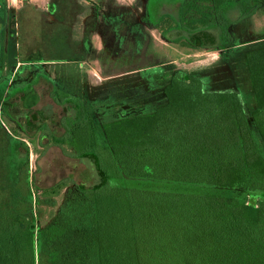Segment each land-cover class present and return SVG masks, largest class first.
Here are the masks:
<instances>
[{
	"label": "trees",
	"instance_id": "trees-1",
	"mask_svg": "<svg viewBox=\"0 0 264 264\" xmlns=\"http://www.w3.org/2000/svg\"><path fill=\"white\" fill-rule=\"evenodd\" d=\"M169 1L190 2L203 16L193 18L198 27L177 22L173 40L191 34L192 44L217 47L215 29L233 44L230 13L246 18L263 0H208L212 12L199 0H158L152 12ZM4 43L3 36L0 52ZM245 57L258 102L251 117L244 93L207 91L201 79L176 70L167 102L105 123L104 144L82 99H57L66 111L63 132L46 122L39 129L64 154L89 158L100 179L58 182L67 186L63 201L43 226L18 211L0 216V264H264V46ZM6 86L0 80V97Z\"/></svg>",
	"mask_w": 264,
	"mask_h": 264
},
{
	"label": "rangeland",
	"instance_id": "rangeland-1",
	"mask_svg": "<svg viewBox=\"0 0 264 264\" xmlns=\"http://www.w3.org/2000/svg\"><path fill=\"white\" fill-rule=\"evenodd\" d=\"M47 1L0 0V20L4 22L0 38L4 36L8 46V50L0 52V80L7 82L3 97H0V216L7 220L11 212L18 211L38 227L51 219L63 201L67 186L58 182L66 179L69 185L72 181L92 185L100 179L89 158L80 159L64 154L61 147L51 142L47 129H39V123L46 122L57 134L63 132L60 119L66 112L50 94L55 83L60 88L73 89L87 101L99 127L101 142L107 144L105 123L152 112L164 102L168 73L173 70L193 73L215 69L220 60V50L197 49L182 38L178 42L167 41L162 35L163 29L174 21L165 17L158 28H144L150 41L142 46L145 58L141 63L129 58L105 60L103 54L95 51L94 59L91 57L93 60L76 64L48 62L40 67L31 65L28 68L21 61L29 42L31 46L39 47L34 57L36 59H60L61 55L72 52L67 47L68 41L55 34L52 30L54 24L46 22L44 18L43 7ZM93 1L99 3L97 8L125 9L138 16L141 9L145 10V0H83V4H80L84 9L83 16L93 12ZM198 6L212 12V2L208 0H199ZM164 9L170 10L171 7ZM230 16L234 22L229 29L234 41L239 44L234 72L241 92L245 91L243 100L251 117L258 102L250 86L251 78L244 54L248 49L264 46V0L251 16L240 19L238 10L232 11ZM183 17L187 25L194 26L190 19L203 16L202 12L192 10L185 12V15L183 12ZM81 21L83 18L75 24L80 27ZM44 28H47L46 39L41 42L39 32ZM79 30V35H82L83 28ZM213 32L212 39L220 41L217 36L219 30ZM95 34L96 49H99L101 42L98 31ZM178 34L179 31L168 32L171 38ZM224 68L232 72L229 65ZM35 75L39 76V81L33 85V90L26 91L25 83ZM156 80L158 82L154 83ZM209 87H216L215 81ZM9 89L14 90L12 96H7ZM4 103H8L9 114L4 110ZM16 168L15 179L13 172ZM248 200L251 201L250 198ZM255 205L250 206L253 215L259 205L258 200Z\"/></svg>",
	"mask_w": 264,
	"mask_h": 264
},
{
	"label": "flooded vegetation",
	"instance_id": "flooded-vegetation-1",
	"mask_svg": "<svg viewBox=\"0 0 264 264\" xmlns=\"http://www.w3.org/2000/svg\"><path fill=\"white\" fill-rule=\"evenodd\" d=\"M89 1V0H85ZM158 0H145L144 2V8L143 11L141 9V14L133 15L131 12L125 9H107V8H97L98 2H92L93 12L88 13L83 16L84 9L82 10L81 5L83 4V0H48L45 6L43 7V14L46 22H51L54 25H52L53 28L58 27V32L55 34H60L62 36V39H65L68 41L67 47L72 50L71 54H63L61 55L60 59H36L34 58L37 56V53L39 52V47H33L31 46V43L29 42V48L27 50H23V60L22 63L26 64L28 68L31 65H37L40 67L42 64L48 63V62H58V63H81L85 62L87 60L92 59L95 57V51H97L98 54H103L105 56V60L113 59L114 61L121 60V59H133L135 61H139L140 63L143 62V59L145 58L144 55V49H142V46L144 45V42L149 43L150 37L147 35L145 31V27H155L158 28L164 18H170L174 23L168 25L165 29H163L162 35L163 37L169 41V42H178V40H173V38L168 36V32H176L180 31V29L177 27V22L181 21L183 19V24L185 26H188L189 28H192L193 26L187 25L186 19L183 17V12L185 15V12L190 11H197L196 9L191 8V3L188 2L187 4H183L181 1L176 2H167L162 3L160 6L158 2L155 4L157 5L158 12L153 13L151 10V6ZM25 5V4H24ZM23 5V6H24ZM159 6V7H158ZM171 7V9H164L165 7ZM106 10V11H105ZM20 12V11H19ZM177 13V14H176ZM179 14V15H178ZM4 15V14H3ZM0 15V19H1ZM82 19V35H79V25L75 24L78 19ZM193 21V18L190 19ZM4 23L2 20H0V28ZM201 23H198V21H195V25L198 27ZM81 27V26H80ZM97 27H99L97 29ZM47 28L42 29L41 31V42L45 41L46 39V31ZM54 30V29H52ZM95 31H98V35L100 37L101 46L96 49L95 44ZM81 36V37H80ZM204 36V42H206V37ZM94 37V39L92 38ZM188 39L182 38L188 42V45L191 47H195L197 49H217L220 50V60L217 66V70L213 72V75L211 73L199 71V72H191L190 74L193 75L196 78H199L202 80L203 78H206L207 76H212L213 81H215L216 87L212 88H205L207 91H234V89H230L233 87V85H230L229 83H225L227 80L233 78L236 80L237 76H235V69L234 66L237 63V59H235L239 48L235 41H233V44H226L222 41L217 42L218 46H198L197 44H192L191 34H188ZM234 39V37H233ZM5 42L6 39H5ZM211 43H214L215 40L211 38ZM6 44V46H5ZM7 43H4V50L7 49ZM33 47V48H31ZM8 50V49H7ZM41 50V49H40ZM12 51V49H11ZM231 55H230V52ZM27 52V53H26ZM14 58H16L15 51L12 52ZM245 55V54H244ZM92 57V58H91ZM100 58V56H98ZM94 59V58H93ZM92 59V60H93ZM232 70V72H229L228 69H225L224 67L228 66ZM224 66V67H223ZM224 69V70H223ZM142 70V69H140ZM176 70L171 71L168 73V75L165 78L166 85L164 87V102L159 105L156 109H158L160 106L164 105L167 102V94H166V86L169 84L171 76L175 73ZM18 71H16L17 73ZM184 73H189L184 71ZM250 74V73H249ZM247 75V73H246ZM142 80V84H144V80L140 76ZM209 77H207L208 79ZM251 78V76H250ZM51 80V79H50ZM39 81V76L35 75L34 77L31 76V79L28 80L27 83H25V89L26 91L33 90V85ZM224 81V82H223ZM248 81V79L246 80ZM156 80L154 83H157ZM203 82V80H202ZM244 82V80H243ZM249 82V81H248ZM55 83V82H54ZM204 85V82H203ZM250 86H252L250 82ZM249 86V87H250ZM51 96L54 99L56 103L59 104L57 99H61L63 96H72V97H78L82 99V101L85 104L86 109L91 111L88 108V103L86 100H84L78 93H76L73 89H66V88H60L55 83L52 91ZM63 110L64 107L62 106ZM65 111V110H64ZM66 112V111H65ZM66 114V113H65Z\"/></svg>",
	"mask_w": 264,
	"mask_h": 264
},
{
	"label": "crops",
	"instance_id": "crops-1",
	"mask_svg": "<svg viewBox=\"0 0 264 264\" xmlns=\"http://www.w3.org/2000/svg\"><path fill=\"white\" fill-rule=\"evenodd\" d=\"M79 28H82V26L81 27H79ZM52 29H54V31H56V32H58L59 30H58V27L55 29V28H52ZM42 31V30H41ZM41 31L39 32V34H41ZM80 31V30H79ZM81 37V36H80ZM24 45H22L21 46V48L23 47ZM25 50V49H24ZM23 51V50H22ZM230 52V51H229ZM217 70V68H215V69H203V72H207V73H211V75H213V72L214 71H216ZM224 70V69H223ZM195 72H199V71H195ZM207 77H209L208 79H207ZM206 78H203L202 77V80H203V82H204V87L205 88H210L209 86L211 85V83H212V81H213V77L211 76H207ZM225 83H229L230 85H233V87H231L230 89H234V91H236V92H238V93H240V94H242V93H244L245 91H242L241 92V88H240V86H239V84H238V82H237V79L235 80L234 78H233V80H227ZM252 87V86H251ZM243 90H245V89H243Z\"/></svg>",
	"mask_w": 264,
	"mask_h": 264
}]
</instances>
